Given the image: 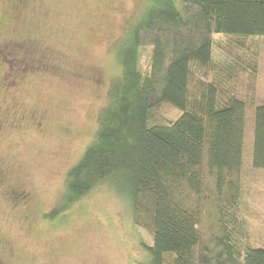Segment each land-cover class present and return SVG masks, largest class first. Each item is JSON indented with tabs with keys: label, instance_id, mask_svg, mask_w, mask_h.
Here are the masks:
<instances>
[{
	"label": "trees",
	"instance_id": "obj_1",
	"mask_svg": "<svg viewBox=\"0 0 264 264\" xmlns=\"http://www.w3.org/2000/svg\"><path fill=\"white\" fill-rule=\"evenodd\" d=\"M135 17L113 51L120 73L91 143L45 216L112 183L149 233L141 264H264V241L249 232L264 102L246 122L264 0H142Z\"/></svg>",
	"mask_w": 264,
	"mask_h": 264
},
{
	"label": "rangeland",
	"instance_id": "obj_2",
	"mask_svg": "<svg viewBox=\"0 0 264 264\" xmlns=\"http://www.w3.org/2000/svg\"><path fill=\"white\" fill-rule=\"evenodd\" d=\"M141 4L0 0V264L142 263L151 239L133 225L117 185L100 183L45 216L59 200L65 172L91 143L108 84L120 73L113 51ZM256 44L248 124L254 105L264 102V36ZM259 179L253 242L264 241Z\"/></svg>",
	"mask_w": 264,
	"mask_h": 264
},
{
	"label": "flooded vegetation",
	"instance_id": "obj_3",
	"mask_svg": "<svg viewBox=\"0 0 264 264\" xmlns=\"http://www.w3.org/2000/svg\"><path fill=\"white\" fill-rule=\"evenodd\" d=\"M7 47H8V45H7ZM4 48H5V46L2 49H4Z\"/></svg>",
	"mask_w": 264,
	"mask_h": 264
}]
</instances>
